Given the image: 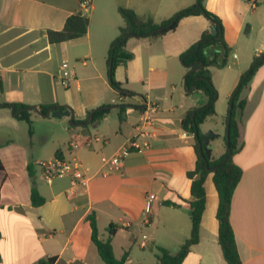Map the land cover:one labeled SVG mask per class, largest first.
<instances>
[{
    "label": "crops",
    "instance_id": "crops-1",
    "mask_svg": "<svg viewBox=\"0 0 264 264\" xmlns=\"http://www.w3.org/2000/svg\"><path fill=\"white\" fill-rule=\"evenodd\" d=\"M251 1L204 0L205 8L221 19L229 47H237L254 28L262 31L249 65L235 62L239 69L225 93L229 100L253 57L264 51V0L254 6ZM195 2L92 0L87 35L53 45L47 32L62 30L67 18L80 11L79 0H0V264H40L49 258H55L53 264H105L91 240L87 220L91 214L101 239L107 238L110 224L117 226L113 250L117 259L128 253L125 264H146L145 258L135 257V244L142 251L155 247L176 254L190 237L188 203L193 197L188 173L195 169L198 156L196 139L183 131L181 121L190 109L205 103L206 97L199 93L201 99L181 105L184 109L179 113L167 105L170 92L172 100L188 71L181 56L211 30V21L204 16L186 17L175 31L162 37L127 41L126 50L134 58L115 72L117 76L119 68L124 69V77L116 81L133 94L122 100L123 120L115 103L119 93L107 76L108 52L124 24L119 8L158 23ZM69 59H74L73 65ZM65 61L74 77L67 87L59 78ZM186 93L183 101L192 98ZM240 100L245 106L237 112L239 138L233 160L243 175L233 196L230 219L243 264H264V65L242 88ZM145 101L160 104L157 119L162 129L157 139L149 150L130 154L122 172L103 175L101 158L114 154L135 133ZM4 104L38 110L41 105L68 106L75 125L70 124V117H42L29 109L30 135L28 124L17 118L16 107ZM105 106H112L109 114L91 124L92 111ZM71 142L78 147L69 146ZM43 156L77 158L85 182L71 177L45 181L37 170ZM205 189L199 243L182 264H227L218 242L219 199L211 175ZM34 191L43 203L33 204ZM148 194L154 197L146 211ZM143 242L147 247H141Z\"/></svg>",
    "mask_w": 264,
    "mask_h": 264
},
{
    "label": "trees",
    "instance_id": "trees-1",
    "mask_svg": "<svg viewBox=\"0 0 264 264\" xmlns=\"http://www.w3.org/2000/svg\"><path fill=\"white\" fill-rule=\"evenodd\" d=\"M119 13L123 18L124 24L119 29L118 37L112 42L108 52V76L111 87L118 91L119 98L122 100L131 97L133 94L121 88V84L115 80V72L119 66L127 67L129 61L134 58L133 53L126 50L127 41L133 37L136 38H158L170 32L175 31L182 19L191 16H204L211 21L216 33L206 31L201 35L199 41L187 50L181 60L188 71L185 79L188 82L187 89L192 90L186 95L190 96L194 92L203 94L206 102L197 107L190 109L181 121V128L186 133L193 135L196 139L195 149L198 156L196 167L188 173L191 183V195L193 200L188 203L191 211V235L182 244L176 254H171L167 249L158 248L155 264H182L188 256L193 245L199 243V230L201 220L206 208V189L205 182L209 175L218 194V242L222 250L223 258L227 264H243L237 247L236 236L231 224V207L233 196L238 184L241 181L243 170L234 162L233 157L238 150L239 127L237 120L238 110L243 111L245 102L240 100L242 88L249 81L251 76L264 65V51L257 53L252 60L249 69L242 75L241 80L234 90L232 97L233 109L232 117L228 122V112L225 125L229 129L228 135L224 138V153L218 158H203L202 150L198 145L197 138L201 139L203 131L201 126L207 118L216 113L215 102L217 98L216 88L210 77V68L224 69L229 65V56L231 47L224 40V27L221 19L214 13L205 8L204 0L196 2L178 13L173 17L155 22L153 19H141L133 10L119 8ZM89 29V18L83 15L81 11L69 16L65 22L64 28L60 31L49 30L47 32L50 44H63L66 42L81 39L87 35ZM202 67L197 71L189 73V69ZM243 80V81H242ZM5 107L12 106L4 104ZM16 110L29 108L24 104H15ZM120 120H123L122 114L125 111V105H118ZM112 106L98 108L91 113L90 123H98L103 120L111 111ZM40 110L46 113L47 106L41 105ZM18 119L25 121L29 126V133L32 135V121L28 110L22 111ZM228 137V139H227ZM229 149L231 153L229 154ZM59 157V156H58ZM225 160V161H224ZM3 169V163L0 158V170ZM1 199V193H0ZM32 202L38 205L44 202V199L34 191ZM87 220L91 228V240L97 248L98 254L105 264H125L127 252L121 259H117L113 250V237L117 233V226L110 224L107 228V238L101 239L94 214L88 216ZM1 239V234H0ZM55 258L42 260L40 264H53Z\"/></svg>",
    "mask_w": 264,
    "mask_h": 264
},
{
    "label": "built area",
    "instance_id": "built-area-1",
    "mask_svg": "<svg viewBox=\"0 0 264 264\" xmlns=\"http://www.w3.org/2000/svg\"><path fill=\"white\" fill-rule=\"evenodd\" d=\"M79 2L80 11L83 15L87 16L92 6V0H79ZM256 2L257 0H252V6H254ZM67 69L68 63L65 61L62 64L59 78L62 85L66 87L74 78ZM119 99L122 100L121 98ZM159 111V103L145 101L139 117V122L135 128V133L127 138L114 154L111 156H103L101 158L104 169L101 173L103 175L122 172L125 159L130 154L147 151L153 146V142L157 139L159 131L162 129V126L157 119ZM96 140L99 141V137H96ZM69 146L72 148L78 147L74 142L69 143ZM37 165L40 167L41 177L47 182H52L55 179L64 177H71L78 182H85L86 180L82 164L75 157L69 160L62 157H54L39 161ZM153 197V194H148L146 211H149ZM141 247H147V242H143Z\"/></svg>",
    "mask_w": 264,
    "mask_h": 264
},
{
    "label": "rangeland",
    "instance_id": "rangeland-1",
    "mask_svg": "<svg viewBox=\"0 0 264 264\" xmlns=\"http://www.w3.org/2000/svg\"><path fill=\"white\" fill-rule=\"evenodd\" d=\"M262 16L264 19V8L262 11ZM247 29L249 31V28ZM261 39H262V31L259 30L258 28H254L251 33V36L248 37L247 35V37H242L240 42L237 44V47H234L233 45H231L232 50L229 56L230 67L227 66L224 69H218V68L209 69L211 80L217 92V98H216L217 100L215 102L216 113L214 115L209 116L206 122L201 126V128H202L203 133L213 130L216 135V138L212 142L213 146L211 144L213 148L214 157H218L219 154L224 153L225 151L224 138H225V135H227V127L225 125V120H226V115L228 112L229 102H230V100L226 98L227 96H225V93L229 89L231 85L230 83L234 79V76L237 73V70L239 69V66H237L235 62L236 61H240L242 63L246 62V64H242V65H249L251 57L254 54V49L255 47L259 46V42ZM234 54L238 55L239 57L238 60L234 59ZM69 63L70 65H73L74 59H69ZM123 75H124V69L121 67L118 70V75L115 76V80L122 79L124 77ZM107 78L109 79V76H107ZM184 91H185L184 83H182L179 88V91L173 93L172 100L170 98V95L172 92H170L168 96L169 104L167 105V107L175 106V108H177V112L179 113L180 111L184 109V108H180L181 105H184L186 102L188 104H193L192 102L196 103L198 100L201 99V96L199 95V93L194 92L191 95L192 98H188L186 101H183ZM127 102L128 101H126V103ZM115 103L116 105H124V102L120 100L118 97H115ZM46 159L48 158L46 156H43L42 160H46ZM37 170L41 174L40 167L39 168L37 167ZM133 251H134L135 257H137L138 259L145 258L146 264H154L156 262L155 255L157 253V249L155 247L151 250L142 251L135 244L133 245Z\"/></svg>",
    "mask_w": 264,
    "mask_h": 264
},
{
    "label": "water",
    "instance_id": "water-1",
    "mask_svg": "<svg viewBox=\"0 0 264 264\" xmlns=\"http://www.w3.org/2000/svg\"><path fill=\"white\" fill-rule=\"evenodd\" d=\"M211 33L215 34L216 31L215 29L212 27L211 28ZM202 67V64L197 67V68H190L189 69V73H192L194 71H197L198 69H200ZM243 81V80H242ZM187 86H188V82L186 81V79L184 80V89L186 92H190L192 90L191 89H187ZM233 99L234 97H232L230 99V102H229V112H228V122H230L231 120V117H232V109H233ZM15 106H12V109H14ZM29 109H34L38 112V114L42 117H53V118H56V119H59V118H62V117H70L71 119V125H75L73 119H74V112L73 110L68 107V106H65V107H56V108H48L47 112L46 113H43L41 112L40 110H38V108L36 107H29V108H24V109H21V110H18L16 113H21L22 111L24 110H29ZM228 132H229V129L227 128V135H228ZM215 137V133L213 130H210L208 132H205L202 134L201 136V139H199V137L197 138L198 140V145L200 147V149L202 150V153H203V158H211L212 156V146H211V141L213 140V138ZM228 139V137H227ZM231 153V150L229 149V154ZM206 156V157H205ZM225 161V160H224Z\"/></svg>",
    "mask_w": 264,
    "mask_h": 264
}]
</instances>
